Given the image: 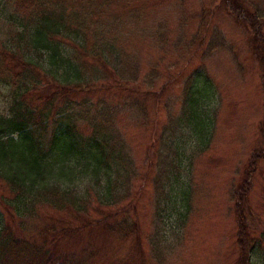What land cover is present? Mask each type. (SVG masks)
<instances>
[{"label":"trees","instance_id":"1","mask_svg":"<svg viewBox=\"0 0 264 264\" xmlns=\"http://www.w3.org/2000/svg\"><path fill=\"white\" fill-rule=\"evenodd\" d=\"M1 1L13 30L0 39V83L13 88L14 98L9 116L0 117V181L9 191L0 197V264H86L70 261L64 251L67 241L84 232L99 234L101 245L107 238L117 247L129 242L124 263L143 264L140 230L128 215L129 206L99 220L92 217L103 213L102 207L106 211L125 202L138 177L125 130L149 131L146 152L157 154L159 170L156 192L168 196L158 181L172 185L169 180L181 165L178 145L183 139L177 134L201 131L212 122L207 109L216 98L215 86L203 67L188 76L174 116L173 104L162 99L165 86L156 91L157 68L140 76L139 58L127 48L124 26L140 29L141 18L111 15L115 0ZM214 6L223 7L244 30L264 97V0H214ZM156 28L151 35L139 32L158 47L165 34L161 24ZM218 38H210L205 53ZM25 79L33 81L31 88ZM42 82L53 91L29 100ZM160 110L168 125L157 132ZM257 130L261 147L229 193L236 222L232 264H260L253 257L264 264V232L252 235L248 206L255 164L264 160V116ZM184 190L179 197L188 201ZM44 209L68 217L45 215L28 239L9 226Z\"/></svg>","mask_w":264,"mask_h":264},{"label":"rangeland","instance_id":"2","mask_svg":"<svg viewBox=\"0 0 264 264\" xmlns=\"http://www.w3.org/2000/svg\"><path fill=\"white\" fill-rule=\"evenodd\" d=\"M128 13L139 16L141 21L140 29L135 24L124 26L129 33L127 48L139 58L140 76H148L152 67L157 68L160 79L156 91L165 86L162 99L173 104L174 116L179 114L183 82L201 67L217 95L207 109V118L212 119L210 124L203 125L201 131L183 129L177 134L180 142L183 139L178 145L181 165L175 170L176 177L169 180L172 185L163 179L158 181L162 182L161 191L168 196H158L156 192L155 177L159 170L157 154L146 152L151 147L149 131L128 127L126 138L138 177L132 180L130 196L125 202L106 211L102 207L103 213L92 217L99 220L110 210L129 206L128 215L140 230L143 264H232L237 254L236 222L229 193L242 182L251 154L261 147L257 128L264 116L260 72L250 56L246 34L223 7L214 6V0H115L110 14L124 17ZM158 24L164 27L165 34L160 48L139 32L144 29L151 35ZM11 30L13 27L6 20L0 0V39ZM212 36L221 41L205 53ZM25 81L31 88L33 81ZM36 89L29 100L53 91L52 87L47 90L44 82ZM13 98V88L0 83V117L9 116ZM158 119L157 132H160L162 126L168 125V119L161 110ZM146 154L150 155L145 157ZM182 190L186 195L189 192L188 201L179 197ZM8 192L0 181V197L6 198ZM248 206L249 228L258 238L264 232V160L255 164ZM2 209L0 204V212L4 213ZM44 210L34 215L35 218L8 224L28 239L35 227L45 221V215L52 220L57 216L68 217ZM80 234L66 242L64 251L70 261L126 264L129 242L117 247L116 241L107 238L101 245L102 240H97L99 234ZM252 260L263 264L255 257Z\"/></svg>","mask_w":264,"mask_h":264}]
</instances>
